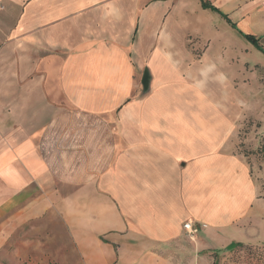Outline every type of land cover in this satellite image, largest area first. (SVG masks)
I'll return each instance as SVG.
<instances>
[{
	"label": "crops",
	"instance_id": "crops-1",
	"mask_svg": "<svg viewBox=\"0 0 264 264\" xmlns=\"http://www.w3.org/2000/svg\"><path fill=\"white\" fill-rule=\"evenodd\" d=\"M207 1L0 0V242L30 228L56 264L264 243L263 168L236 148L264 123V0Z\"/></svg>",
	"mask_w": 264,
	"mask_h": 264
},
{
	"label": "rangeland",
	"instance_id": "rangeland-1",
	"mask_svg": "<svg viewBox=\"0 0 264 264\" xmlns=\"http://www.w3.org/2000/svg\"><path fill=\"white\" fill-rule=\"evenodd\" d=\"M261 78H264V74L259 73V79ZM246 110H250L249 106L246 107ZM240 126V131L237 134V151L253 170L263 168L262 175L264 179V123L252 121L247 117ZM2 237L5 238L6 236L3 235ZM7 238L9 237L7 236ZM35 238L41 239V243L48 246L47 235L36 236L31 233L30 228H23L18 234L14 235L16 243L13 247L9 243L0 242V264H56L50 258L51 251L49 249L43 252H34L32 248H29L33 247ZM11 257L13 260H11ZM223 258V264H264V243L243 244L234 247L227 251Z\"/></svg>",
	"mask_w": 264,
	"mask_h": 264
},
{
	"label": "trees",
	"instance_id": "trees-1",
	"mask_svg": "<svg viewBox=\"0 0 264 264\" xmlns=\"http://www.w3.org/2000/svg\"><path fill=\"white\" fill-rule=\"evenodd\" d=\"M200 3L202 5V7L204 8H208V9H211L213 11H217V9L211 5V3L207 0H200ZM234 26V24H233ZM245 37L246 40H248L251 44H253L258 50L260 51H263L262 48L257 44L255 38L251 35H248V34H244L243 35ZM237 246H241V244H237L235 247Z\"/></svg>",
	"mask_w": 264,
	"mask_h": 264
},
{
	"label": "built area",
	"instance_id": "built-area-1",
	"mask_svg": "<svg viewBox=\"0 0 264 264\" xmlns=\"http://www.w3.org/2000/svg\"><path fill=\"white\" fill-rule=\"evenodd\" d=\"M205 227H206L205 225L196 226L191 224L190 222H186L183 224V230L185 231V235L190 239L195 237L199 229Z\"/></svg>",
	"mask_w": 264,
	"mask_h": 264
},
{
	"label": "water",
	"instance_id": "water-1",
	"mask_svg": "<svg viewBox=\"0 0 264 264\" xmlns=\"http://www.w3.org/2000/svg\"><path fill=\"white\" fill-rule=\"evenodd\" d=\"M141 85L143 87L144 91L148 90V86H149V74L148 71L145 69L142 75V79H141ZM236 245L235 244H231L230 246H228L226 248L227 251L233 249Z\"/></svg>",
	"mask_w": 264,
	"mask_h": 264
}]
</instances>
